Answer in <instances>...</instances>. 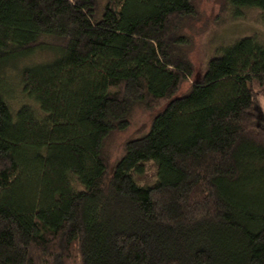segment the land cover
Listing matches in <instances>:
<instances>
[{
  "label": "trees",
  "instance_id": "16d2710c",
  "mask_svg": "<svg viewBox=\"0 0 264 264\" xmlns=\"http://www.w3.org/2000/svg\"><path fill=\"white\" fill-rule=\"evenodd\" d=\"M224 2L264 15V0ZM195 13L192 0H0V264H264V45L222 47L179 96ZM163 104L112 161L135 108Z\"/></svg>",
  "mask_w": 264,
  "mask_h": 264
},
{
  "label": "rangeland",
  "instance_id": "374dc122",
  "mask_svg": "<svg viewBox=\"0 0 264 264\" xmlns=\"http://www.w3.org/2000/svg\"><path fill=\"white\" fill-rule=\"evenodd\" d=\"M192 2L196 13L195 17L186 23L183 32L186 43L183 51L186 52L194 72L192 77L181 85L179 96L185 95L192 84L201 79L209 59L215 56L222 47L235 43L246 36H253L264 45V15L261 11L244 10L238 17H233L230 10H227L224 0H192ZM40 58L36 56L31 61L36 62ZM9 77L13 83L7 86V98L15 108L22 104L23 99L17 81V72L13 70ZM259 103L264 114V97L259 99ZM164 104L154 110L145 107L135 108L130 119L129 129L115 140L117 145L113 150L112 161L122 154V147L128 140L149 131L154 118L166 107L167 104ZM155 175L156 168L150 164L139 181L150 185L155 181Z\"/></svg>",
  "mask_w": 264,
  "mask_h": 264
}]
</instances>
